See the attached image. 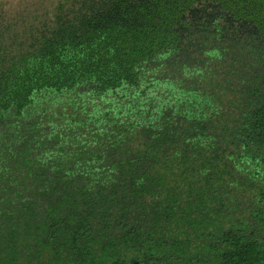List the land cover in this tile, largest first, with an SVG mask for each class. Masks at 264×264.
<instances>
[{
	"label": "trees",
	"instance_id": "1",
	"mask_svg": "<svg viewBox=\"0 0 264 264\" xmlns=\"http://www.w3.org/2000/svg\"><path fill=\"white\" fill-rule=\"evenodd\" d=\"M0 264H264V0H0Z\"/></svg>",
	"mask_w": 264,
	"mask_h": 264
},
{
	"label": "rangeland",
	"instance_id": "2",
	"mask_svg": "<svg viewBox=\"0 0 264 264\" xmlns=\"http://www.w3.org/2000/svg\"><path fill=\"white\" fill-rule=\"evenodd\" d=\"M2 1H3L4 5H5V10L7 12H9L10 10L12 11L16 6L23 5L24 1L29 2V3H32V2L37 3L40 0H2ZM43 1H46V0H43ZM132 117L135 119L134 115H131V118ZM47 151H49V150H47ZM50 156H51V153L49 154V156L46 159L50 158Z\"/></svg>",
	"mask_w": 264,
	"mask_h": 264
}]
</instances>
